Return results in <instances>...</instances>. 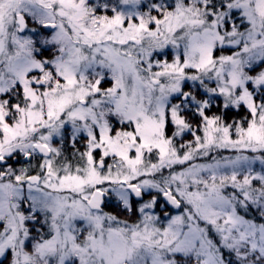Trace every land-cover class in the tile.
Segmentation results:
<instances>
[{"label":"snow or ice","instance_id":"1","mask_svg":"<svg viewBox=\"0 0 264 264\" xmlns=\"http://www.w3.org/2000/svg\"><path fill=\"white\" fill-rule=\"evenodd\" d=\"M0 264H264V0H0Z\"/></svg>","mask_w":264,"mask_h":264}]
</instances>
